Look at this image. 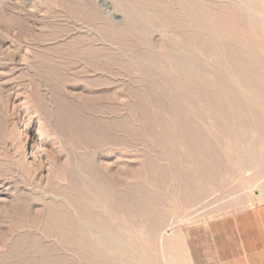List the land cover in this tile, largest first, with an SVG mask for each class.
Here are the masks:
<instances>
[{"label":"rangeland","instance_id":"374dc122","mask_svg":"<svg viewBox=\"0 0 264 264\" xmlns=\"http://www.w3.org/2000/svg\"><path fill=\"white\" fill-rule=\"evenodd\" d=\"M78 107L103 130L76 149ZM81 157L123 190L131 262L214 264L209 222L264 202V0H0V264H104L52 218Z\"/></svg>","mask_w":264,"mask_h":264},{"label":"bare ground","instance_id":"6f19581e","mask_svg":"<svg viewBox=\"0 0 264 264\" xmlns=\"http://www.w3.org/2000/svg\"><path fill=\"white\" fill-rule=\"evenodd\" d=\"M138 24H139L138 21H136V20H133L132 21V25L134 26V28L135 27L137 28ZM89 51H90V48L88 46L73 47L71 49L70 56L73 57V58H79V59L88 61L89 59L87 57V54L89 53ZM184 52L186 54H188L186 52V50ZM189 53H191V52H189ZM173 54H175V53H173ZM181 54L182 53H180V55ZM186 54H185V56H186ZM182 55H184V54H182ZM189 55H192V53L191 54H188V56ZM173 59L176 60L177 58H174V56H173L172 59H170V61L172 60V62L175 63L173 61ZM185 59H188V58H185ZM184 61H183L184 64H181V63L179 64L180 61H177L176 64L183 65L184 66L186 64L185 62H189V61H185V62ZM51 62H52V58L50 57V58L47 59V64H52ZM171 66L174 67V65H172V64H171ZM176 67H174V68H176ZM184 68H185V66H184ZM178 69L176 68V70H178ZM181 69H183V68H181ZM181 69H179V70L181 71ZM186 69L188 71L189 70V67L187 66ZM183 71H186V70L184 69ZM168 72H167V74H168ZM177 73H179V72L177 71ZM181 73H184V72H181ZM162 74H161V76H163ZM170 74L171 73H169V75ZM169 75H168V77H170ZM159 76H158V78H159ZM161 76H160V78H161ZM183 76H184V74H183ZM203 76H207V74L206 75H203ZM203 78H204V80H206L205 77H203ZM208 79H209V76H208ZM47 80L49 82L48 83V88H49L50 92L52 93V95L55 98H58L61 94H60L59 89L54 84V81H53L54 79H47ZM207 82H209V81H207ZM212 84L214 85L213 81H212ZM218 87H220V86H218ZM210 89H208V90H210ZM216 89H214V90H216ZM222 89H220V91ZM225 95H226V93H225ZM228 105H230V104H228ZM248 106L251 108V106L249 104H248ZM212 108L213 107L210 106V110ZM87 112H88V109L87 108H84V107H78L77 109H74L73 108V110H72V108H70L69 110H66V115H65L66 117L65 118L68 121V122L66 121L68 123L67 124V132H66V135H67V137H69L71 139V140L70 139L69 140L73 143V145H74V147L76 149H77V147H80L82 145L83 146L84 145L85 146H90L89 142H92L94 140H90L89 139V135H91L93 133L100 132L101 130H103L102 128H99V126L96 125V124H95L96 126H94V125L92 126L90 124H87L88 119H90V117L87 116L88 115ZM233 116H235V115H233ZM156 119H159V117H156ZM231 119L233 120V118H231ZM164 120L167 121L166 119H164ZM236 128H237V126H236ZM236 131H237V129H236ZM235 134H236V136L238 135L237 133H235ZM172 136H174V135H172ZM237 137H239V136H237ZM235 139H234V141H236ZM96 143H97V141H96ZM172 143L174 144V142H172ZM73 145H72V147H73ZM87 155H89V154H87ZM88 158L86 157V159H85L84 157H81V160H80V163H79L80 164V167H78L79 165L78 166H75V167L80 168L79 170H81L82 172L79 171L78 169H76V170H78L79 172H81L80 173L81 175H82V173L84 174V172L87 173V174H85L86 175L85 179H83L84 178L83 175H82L83 178L80 177L79 174L74 175L76 173V171L73 174L74 176L71 177L72 180H73L72 181V186H71L72 187V190H73V194L71 193L72 194L71 201L73 203L71 202V204H73V206L72 205L71 206L73 208L70 209V210H68V209H66L67 206H66V208H64L65 207V205H64V207L62 206V209H61L60 208L61 205H60V207H59V210L60 211L59 210H56V211H59L57 214L55 213L56 211L55 212L52 211L53 213H55L54 217H52L55 220V222H54V220H53V222L56 225H58V227L60 229V232H61V236L64 239H66L68 242L69 241L70 242H73V243H75L78 246V249L77 250H78V253L80 254V257H81V255H84V257H86L88 259V260L86 259V261H88V263H90L89 259L92 258V255L93 254H96V255H98L102 259V261H100V262H103L104 264H136V263H133L134 261L131 262V259L128 258L129 257L128 254L132 250H130V248L127 246V244L122 239L123 237H121L119 235L118 231L113 226V224L115 223V221L117 222V221H120L121 220L120 219V215H123L119 211L121 208H118V207H123L124 203H126L125 200H124V198H123V196H122L123 190H121L118 187V185H117L118 183L115 184V182H114L115 180L112 181V179H110L108 177V175H106L100 169V167L97 166L91 160V158H89V159ZM115 178L117 179V177H115ZM119 180H120V178H119ZM121 182H119V185H121L120 184ZM92 196L94 197V199H93ZM129 198L131 199L130 196H129ZM66 201H68V200H66ZM128 201H130V200H127V202ZM138 201H139V199H138ZM128 205L130 207L127 208V209H130L131 208L132 210H137L138 204L135 201V199L131 200L128 203ZM94 206H100L101 208L104 207V210H106V212L105 211L99 212V211L96 210V208H94ZM142 206L143 205H141V207ZM148 206H149V204H148ZM143 207H146L147 208V206H143ZM139 210L140 209H138V211ZM107 212H109V213H107ZM106 213L109 214V215H107ZM136 215H133V216L136 217ZM125 216H127V215L125 214ZM123 217H124V215H123ZM111 218H112V220H111ZM118 225H120V224H118ZM126 238H127L126 240H128V239L130 240V238H128V237H126ZM131 241H133V240H131ZM136 250H137V247H136ZM137 255H139V254H137ZM127 258H128V260H127ZM129 259H130V261H129ZM93 263L94 262H92L91 264H93ZM142 263H144V262H142Z\"/></svg>","mask_w":264,"mask_h":264},{"label":"crops","instance_id":"0c3cea01","mask_svg":"<svg viewBox=\"0 0 264 264\" xmlns=\"http://www.w3.org/2000/svg\"><path fill=\"white\" fill-rule=\"evenodd\" d=\"M214 264H264V202L208 224Z\"/></svg>","mask_w":264,"mask_h":264}]
</instances>
